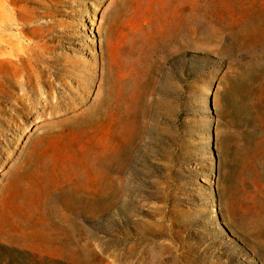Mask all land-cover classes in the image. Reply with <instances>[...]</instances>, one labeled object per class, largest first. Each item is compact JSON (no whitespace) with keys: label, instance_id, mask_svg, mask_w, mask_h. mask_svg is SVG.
Listing matches in <instances>:
<instances>
[{"label":"rangeland","instance_id":"374dc122","mask_svg":"<svg viewBox=\"0 0 264 264\" xmlns=\"http://www.w3.org/2000/svg\"><path fill=\"white\" fill-rule=\"evenodd\" d=\"M10 6L51 102H80L63 83L85 101L30 138L37 94L26 124L0 104V264H264V0ZM26 44L0 28V50Z\"/></svg>","mask_w":264,"mask_h":264},{"label":"bare ground","instance_id":"6f19581e","mask_svg":"<svg viewBox=\"0 0 264 264\" xmlns=\"http://www.w3.org/2000/svg\"><path fill=\"white\" fill-rule=\"evenodd\" d=\"M13 0H0V28L3 24L9 21V25L13 26L18 31L19 38H22L23 41H26V45L22 46L18 50H15L14 47H8V50H0V68L4 69L5 66L10 67V72L6 74L0 73V104L4 102L10 103L9 113L12 117H18L23 121L24 124L29 122L31 116H24L25 107H23V103H31L32 98L35 94V101L39 104V109L37 108V113L35 115L36 122L33 124V132L29 135V138L37 133V131L48 124H61L63 121H71L74 120L78 106L84 103L85 96L73 91L71 87L63 83V87L69 90L70 94L74 97L75 100H79L80 102H75L73 104L67 103L63 105L60 102L52 103L49 99L51 95L55 94L53 92L55 83L52 76H55L56 73L48 70L45 73V69L52 64V58L44 56L45 52L43 46H39L38 49L29 43V40L26 38L25 31L32 28L29 25V19H23V22L20 23L15 18V11L11 7L10 4ZM104 6L107 4V0H97ZM10 10L9 18H5L6 8ZM170 46L168 44L162 47V50L168 52ZM35 51L36 56L38 57V61L36 63H31L28 61L29 56H31V52ZM38 50V52H37ZM42 63V64H41ZM160 73L158 75L159 82L163 81L169 74H171V65L173 64V58L170 55H166L163 58V61L160 63ZM79 73H84L85 70H78ZM18 72H21V79L19 80V86H16L12 81H15ZM67 77L71 79L73 82L76 81V78L81 77L82 75L79 73H72L65 70ZM86 76V75H84ZM9 81L7 84L6 82ZM62 81V80H61ZM115 83L120 85L121 92L125 90V87L130 91L128 96V101L130 105L137 101V93L136 89L139 87H135L132 85L131 79L129 77H121L113 80L112 87L109 88V97L112 99V92L115 89ZM130 84L129 87H127ZM156 95H160V88H155ZM40 96H39V95ZM73 126V125H72Z\"/></svg>","mask_w":264,"mask_h":264}]
</instances>
